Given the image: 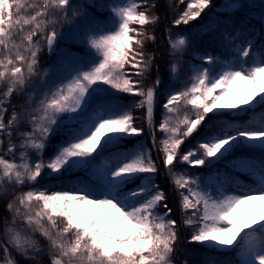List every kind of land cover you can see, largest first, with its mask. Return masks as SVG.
I'll return each mask as SVG.
<instances>
[{
	"label": "snow or ice",
	"instance_id": "6c2138e0",
	"mask_svg": "<svg viewBox=\"0 0 264 264\" xmlns=\"http://www.w3.org/2000/svg\"><path fill=\"white\" fill-rule=\"evenodd\" d=\"M163 2L173 17L168 70L177 83L188 63V77L165 90L157 125L162 79L147 49L160 0H112L103 20L73 0H0V264H177L181 227L186 243L207 250L199 264H264V43L225 30L220 55L184 61L213 29L172 26L200 19L212 0H187L182 11ZM73 23L82 63L57 47L58 29ZM45 52L57 57L51 67L40 65ZM145 134L151 147L121 146ZM158 175L178 194L179 220ZM223 250L237 259L219 260Z\"/></svg>",
	"mask_w": 264,
	"mask_h": 264
},
{
	"label": "trees",
	"instance_id": "16d2710c",
	"mask_svg": "<svg viewBox=\"0 0 264 264\" xmlns=\"http://www.w3.org/2000/svg\"><path fill=\"white\" fill-rule=\"evenodd\" d=\"M112 0H73V3L78 4H86L90 5L87 8V11L90 15H94L97 18L103 20L107 15L108 12L104 8L105 4H110ZM240 5L238 8H233L231 5ZM173 8L176 11H182L184 4H179L178 0H172ZM156 11L160 12L162 14V19L160 23L155 26L153 29L152 27H149V31H154L156 36V42L155 44L149 43L148 51H151L153 48L156 50V65L159 67V76L162 79V85L158 89V102L156 105L155 110V123L158 125V123L161 120V113H162V103L164 101V93L165 90L171 86L173 89H179L181 88L186 82L188 77V63H183V66L180 69V77L179 82L174 83V77L170 74L167 62L170 59L167 55L166 48H167V32L165 31L170 26V21L173 18L171 11L165 10L164 2L163 0H160L159 7L156 9ZM264 14V0H213V5L210 9L205 10L204 16L205 19L203 21H196L194 24L182 26L179 28H176L175 26H172V32H199V25L201 24H207L210 26L212 31H206V34L204 35H198L197 38H195L196 48L191 54H186L183 57L184 61H191L193 63H199L198 59H193L195 54H204L205 52L212 53L214 55H220L221 54V33L224 31V29H231L233 27L236 28H242L243 24L247 22L248 19H253L254 15L253 13L257 14L258 16L260 13ZM79 19V18H77ZM260 23H258V28L262 31L261 33H258L255 31V28L247 31L246 33H243L246 36H254L255 41L257 44L264 43V24L261 23V20H259ZM226 26V27H225ZM62 33V39L59 43V48L63 52H68L72 54L76 61L83 62L81 58L87 59L86 57V45L81 42L80 35L77 34V30L75 28V24H66L63 27L58 29ZM243 32V31H241ZM245 39V38H241ZM239 41V40H238ZM57 57L56 55L49 56L46 52L42 53L40 55V65L41 67H51L56 61ZM75 62V61H74ZM67 63V61H65ZM59 67V65H57ZM157 75V72L155 69H153L150 78L146 80L147 84H151L153 80L155 79ZM19 97L13 96V103H16ZM134 98L132 96L125 95L122 98L123 103H131ZM135 99H138L135 98ZM261 109H257V111H260ZM10 111V110H9ZM134 116H136L138 119L136 120L137 126H144L146 133H147V125L144 123V121L141 119L143 116V110L141 109H135L134 110ZM7 119V116L5 117ZM201 132H203V129H201ZM160 133L157 131V138L159 139ZM199 138V135L194 136L193 138H190L188 141H186L185 145L182 146V148L186 149L190 146H194L196 140ZM59 141V137H56V142ZM143 142L147 144L149 147H151V141L150 137L145 134L141 137H139V140L135 137L126 139L121 142V146L126 149H132L134 148L138 143ZM51 152V149H49L45 156H47ZM155 158V153H153ZM180 167L179 165L177 166ZM164 172V168L161 165L160 166V173ZM194 174H198L200 172H206L208 171L205 168H197L191 170ZM162 172V173H163ZM157 182L160 184V186L165 190L166 193L169 195V206L173 208V215L174 218H177L179 220V217L181 215L180 210L178 208V194H170V191L173 190V185L170 183L169 179L164 175H158L156 177ZM24 189H20V191H23ZM189 229L181 227L180 229V242L178 245V250L174 255V260H176L177 264H180L182 260H187L188 264H199V261L203 258L204 253L207 251L206 249L202 248L200 245L197 244H190L186 243V237L189 233ZM219 260H226L231 259L235 261L237 259L235 253H233L230 250L220 251L218 253L214 254Z\"/></svg>",
	"mask_w": 264,
	"mask_h": 264
},
{
	"label": "rangeland",
	"instance_id": "374dc122",
	"mask_svg": "<svg viewBox=\"0 0 264 264\" xmlns=\"http://www.w3.org/2000/svg\"><path fill=\"white\" fill-rule=\"evenodd\" d=\"M186 3H187V0L185 1V6H186ZM185 6H184V7H185ZM184 7H183V8H184ZM182 10H183V9H182ZM162 172H163V171H162ZM162 172H161V173H162ZM170 194H177V193L175 192L174 188H173V190L170 191Z\"/></svg>",
	"mask_w": 264,
	"mask_h": 264
}]
</instances>
